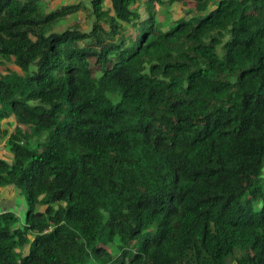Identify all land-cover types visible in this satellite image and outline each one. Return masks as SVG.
<instances>
[{"label":"trees","instance_id":"1","mask_svg":"<svg viewBox=\"0 0 264 264\" xmlns=\"http://www.w3.org/2000/svg\"><path fill=\"white\" fill-rule=\"evenodd\" d=\"M183 1L0 0V264H264V0Z\"/></svg>","mask_w":264,"mask_h":264},{"label":"rangeland","instance_id":"2","mask_svg":"<svg viewBox=\"0 0 264 264\" xmlns=\"http://www.w3.org/2000/svg\"><path fill=\"white\" fill-rule=\"evenodd\" d=\"M21 1H25V0H21ZM185 1V3H184ZM183 2H181L180 5H176L175 7L172 8L171 12L167 11H159L158 12V16H165L166 19H172L174 18H178L181 15L185 14V9L186 8H192L193 7V2L194 0H184ZM43 2L45 3V7L47 9V11H51L53 9H58L61 8L63 5H67V4H73V3H81V10H79L78 12H76L73 15H70L69 17H67L65 19V22L62 24V28H66L72 25L75 26H79L83 31L89 30L92 27V23H93V19L91 18L90 14H91V9H89V7L91 8L90 5V0H43ZM88 6V7H85ZM107 6L110 7V3H107ZM146 9H144L145 11ZM147 11V10H146ZM147 13V12H146ZM183 13V14H182ZM145 14V12H144ZM159 19V18H158ZM6 67H11L13 69H18L17 65H15L14 63H0V71H4L6 70ZM6 128L4 127V134H11V132L15 129V127L9 123L5 124ZM6 129V131H5ZM8 137L6 136L4 139H0V156L8 158L10 156V153L8 152V150L6 149V142H7ZM16 195H18L17 193L10 194L9 198H13V196L15 197ZM24 200V197L22 198ZM26 213L27 211L24 213L21 212V217L23 216V222L25 221L26 218Z\"/></svg>","mask_w":264,"mask_h":264},{"label":"crops","instance_id":"3","mask_svg":"<svg viewBox=\"0 0 264 264\" xmlns=\"http://www.w3.org/2000/svg\"><path fill=\"white\" fill-rule=\"evenodd\" d=\"M14 193L12 194L14 195ZM10 194L11 193H3L2 197H0V211L11 210L21 217V212L25 213L27 211L26 202L19 193H17L18 195L15 197L13 196V198H9ZM21 219L23 221V216Z\"/></svg>","mask_w":264,"mask_h":264}]
</instances>
